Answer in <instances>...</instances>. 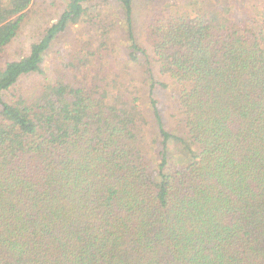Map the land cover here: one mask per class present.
Returning <instances> with one entry per match:
<instances>
[{
    "label": "trees",
    "instance_id": "obj_1",
    "mask_svg": "<svg viewBox=\"0 0 264 264\" xmlns=\"http://www.w3.org/2000/svg\"><path fill=\"white\" fill-rule=\"evenodd\" d=\"M111 1L69 0L9 59L34 0H0V264H264V0L239 16L233 0L163 15L151 54L135 0H115L130 59L143 56L152 136L141 87L101 57L103 31L93 42L91 10ZM75 25L84 53L50 75L46 54ZM157 85L182 133L167 128Z\"/></svg>",
    "mask_w": 264,
    "mask_h": 264
},
{
    "label": "rangeland",
    "instance_id": "obj_2",
    "mask_svg": "<svg viewBox=\"0 0 264 264\" xmlns=\"http://www.w3.org/2000/svg\"><path fill=\"white\" fill-rule=\"evenodd\" d=\"M198 0H135L134 1V29L136 39L141 45V47L146 48L151 54V49L146 40L147 32L150 30V25L157 19L161 18L163 15H176L179 16L187 11H194L198 5ZM205 1L206 0H202ZM248 1L250 0H233L232 8L233 11L231 15L240 14L243 15L245 8H248ZM69 0H34V5L29 12L19 34L15 37L12 43L8 47V57L9 59H19L23 55L28 54L31 45L37 42L45 33L48 26L56 22L60 17L62 12L66 9ZM119 2L113 0L107 3H99L95 9L91 10L94 14H100L99 19L101 21L96 26H92L90 32L92 35L95 34L97 40L94 43L100 42L97 31H103L104 48L102 50L101 57L110 61L113 69L127 71V76L130 77L134 82H136L141 87V96L146 101H143V108L147 114L149 123L148 131L151 136L157 130L155 113L150 103V86L147 81V76L145 74V66L142 65L140 57V62H135L130 59L128 54V45L130 42L127 38V32L125 31L122 15L120 13ZM82 25H75L69 27L66 32L59 37L58 41L54 44V47L46 54V62L44 67L47 71L50 70L51 73L54 72L56 67H63L64 61L70 58L71 55L83 54V47H81V35L78 32V27ZM89 33V32H88ZM88 35V34H87ZM101 35V34H100ZM60 50V52H58ZM151 68L155 72V78L157 81L163 80L157 72V63L152 62ZM131 72L130 73L128 72ZM70 70V69H66ZM72 72V70L70 71ZM32 86L34 82L39 80V77L33 79H26ZM165 81V80H163ZM154 97L158 100L159 110L163 115V119L167 124V128L171 130H176L180 133L183 132V120L178 119L175 115V110L171 105L173 104V95L170 88L162 89L161 86H156L154 88ZM154 120V121H153ZM174 149H177L175 146ZM153 152L151 153L152 156ZM171 156L172 160H177L178 152H173ZM181 158V157H180Z\"/></svg>",
    "mask_w": 264,
    "mask_h": 264
}]
</instances>
